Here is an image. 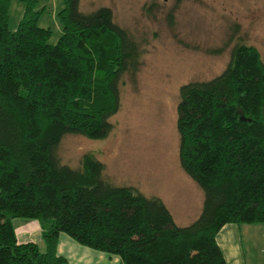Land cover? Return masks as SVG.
<instances>
[{"label": "trees", "instance_id": "trees-1", "mask_svg": "<svg viewBox=\"0 0 264 264\" xmlns=\"http://www.w3.org/2000/svg\"><path fill=\"white\" fill-rule=\"evenodd\" d=\"M0 0V264H70L59 234L118 264H226L215 236L226 224H264V66L234 45L223 70L178 89L175 130L181 171L201 191L197 217L178 227L157 197L113 186L90 155L60 164L64 135L101 139L134 45L101 7L83 14L63 0L60 35L37 26L36 0L8 29ZM36 221L43 250L15 241L12 220Z\"/></svg>", "mask_w": 264, "mask_h": 264}, {"label": "rangeland", "instance_id": "rangeland-1", "mask_svg": "<svg viewBox=\"0 0 264 264\" xmlns=\"http://www.w3.org/2000/svg\"><path fill=\"white\" fill-rule=\"evenodd\" d=\"M62 5L63 0H36L37 26L49 30L48 44L60 35L56 14ZM101 7L129 36L134 59L119 78L110 131L96 140L64 135L56 157L60 164L79 168L81 157L90 155L102 164L108 183L159 198L177 224L186 226L197 217L202 194L178 165V89L219 74L237 44L253 47L264 66V0L78 1L83 14ZM21 10L12 0L9 30Z\"/></svg>", "mask_w": 264, "mask_h": 264}, {"label": "crops", "instance_id": "crops-1", "mask_svg": "<svg viewBox=\"0 0 264 264\" xmlns=\"http://www.w3.org/2000/svg\"><path fill=\"white\" fill-rule=\"evenodd\" d=\"M12 227L16 243L43 247L38 222L14 219ZM215 243L226 264H264V224H226L217 232ZM55 252L70 264H118L116 257L81 247L63 234L57 236Z\"/></svg>", "mask_w": 264, "mask_h": 264}, {"label": "water", "instance_id": "water-1", "mask_svg": "<svg viewBox=\"0 0 264 264\" xmlns=\"http://www.w3.org/2000/svg\"><path fill=\"white\" fill-rule=\"evenodd\" d=\"M161 1L165 2V1H167V0H161Z\"/></svg>", "mask_w": 264, "mask_h": 264}]
</instances>
